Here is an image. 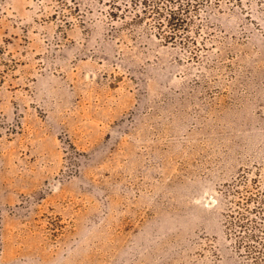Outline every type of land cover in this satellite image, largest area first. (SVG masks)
I'll list each match as a JSON object with an SVG mask.
<instances>
[{
  "label": "rangeland",
  "instance_id": "374dc122",
  "mask_svg": "<svg viewBox=\"0 0 264 264\" xmlns=\"http://www.w3.org/2000/svg\"><path fill=\"white\" fill-rule=\"evenodd\" d=\"M211 2L0 0V264H264V0Z\"/></svg>",
  "mask_w": 264,
  "mask_h": 264
},
{
  "label": "trees",
  "instance_id": "16d2710c",
  "mask_svg": "<svg viewBox=\"0 0 264 264\" xmlns=\"http://www.w3.org/2000/svg\"><path fill=\"white\" fill-rule=\"evenodd\" d=\"M63 7L77 0H57ZM106 5V16L111 20L130 18L126 26L144 25L155 31V35L166 43L192 42L183 34L192 23V17L200 9L208 7L211 0H97ZM209 4V5H208ZM59 13L56 12L55 14ZM65 14L62 13V16ZM264 243V242H263Z\"/></svg>",
  "mask_w": 264,
  "mask_h": 264
}]
</instances>
